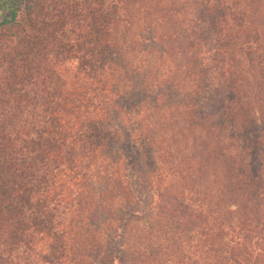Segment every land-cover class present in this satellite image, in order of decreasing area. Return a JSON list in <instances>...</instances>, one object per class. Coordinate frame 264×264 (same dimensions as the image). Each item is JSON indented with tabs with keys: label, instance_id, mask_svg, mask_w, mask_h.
I'll return each instance as SVG.
<instances>
[{
	"label": "trees",
	"instance_id": "trees-1",
	"mask_svg": "<svg viewBox=\"0 0 264 264\" xmlns=\"http://www.w3.org/2000/svg\"><path fill=\"white\" fill-rule=\"evenodd\" d=\"M4 4L0 264H264V0Z\"/></svg>",
	"mask_w": 264,
	"mask_h": 264
},
{
	"label": "rangeland",
	"instance_id": "rangeland-1",
	"mask_svg": "<svg viewBox=\"0 0 264 264\" xmlns=\"http://www.w3.org/2000/svg\"><path fill=\"white\" fill-rule=\"evenodd\" d=\"M5 11H6V7L4 4V0H0V18H2V17L5 18L7 16L5 14ZM3 15H5V16H3ZM16 30H17L16 27H10V26H1L0 27V50L1 49L6 50V47L13 43L14 34L16 33L15 32Z\"/></svg>",
	"mask_w": 264,
	"mask_h": 264
}]
</instances>
